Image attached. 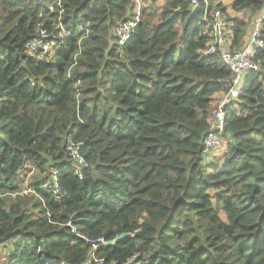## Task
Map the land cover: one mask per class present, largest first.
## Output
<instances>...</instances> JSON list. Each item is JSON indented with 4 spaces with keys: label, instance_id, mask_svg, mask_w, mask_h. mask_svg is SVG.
Wrapping results in <instances>:
<instances>
[{
    "label": "trees",
    "instance_id": "trees-1",
    "mask_svg": "<svg viewBox=\"0 0 264 264\" xmlns=\"http://www.w3.org/2000/svg\"><path fill=\"white\" fill-rule=\"evenodd\" d=\"M143 1L0 0L2 264H83L89 248L68 220L114 241L96 251L107 261L264 264V49L225 109L220 160L206 158L231 72L218 54L201 60L213 41L202 1L227 21L229 51L248 23L224 0ZM228 1L257 20L264 10ZM35 41L56 50L38 58ZM54 183L61 199L41 188Z\"/></svg>",
    "mask_w": 264,
    "mask_h": 264
},
{
    "label": "built area",
    "instance_id": "built-area-1",
    "mask_svg": "<svg viewBox=\"0 0 264 264\" xmlns=\"http://www.w3.org/2000/svg\"><path fill=\"white\" fill-rule=\"evenodd\" d=\"M192 2L194 4L197 3L195 0ZM135 3L138 9V1L135 0ZM202 3L205 5L204 20L209 25L213 33V41L200 53L201 60H208L218 54L231 72L230 80L223 84L227 92L218 102L210 130L204 139L202 155L207 158L212 157L210 155L222 150L223 148L224 143L222 136L226 119V107L238 100L244 79L247 76L260 71V64L253 62L252 58L256 50L264 49V35L261 34V24L264 22V10L257 20L247 44L237 51H229L225 34L229 28L227 21L219 10L206 12L208 2L202 1ZM135 19L136 21L127 22L123 27L117 30V36L119 37L120 44H123L131 36L134 27L137 25V17ZM47 48L48 46H43L40 41L32 42L29 45V51L32 55H35L37 51L41 52V54H45ZM41 54L38 58H42L40 57ZM69 149L72 154L76 156L77 148L72 146ZM78 160L79 163H82L81 159ZM41 188L52 192L60 199L63 197V194L56 183L52 185L46 184ZM25 192H29V190H26ZM65 227L69 230L71 235L75 236L89 248L88 258L83 264H136L135 258H131L125 263H119L114 260L107 261L103 257H98L96 255L98 248L110 246L114 243V241H106L103 237L90 238L80 235L71 220H68L65 223Z\"/></svg>",
    "mask_w": 264,
    "mask_h": 264
},
{
    "label": "rangeland",
    "instance_id": "rangeland-1",
    "mask_svg": "<svg viewBox=\"0 0 264 264\" xmlns=\"http://www.w3.org/2000/svg\"><path fill=\"white\" fill-rule=\"evenodd\" d=\"M143 2H144L143 0L138 1V7H139V5H142ZM222 3H223L224 6H226V8H227V15L231 19H233L235 21H247L248 26H249L248 27V31L246 33V37H245V39H246V43L245 44H247L248 40L250 39L251 33L253 32L254 26L257 23V16L258 15H253L251 12H244V13L241 12V13L235 14V13L231 12V10H230V1L224 0V1H222ZM154 6H155V9L159 10L162 7V3L160 1L155 2V5ZM136 11H138L137 6H136ZM54 48H55L54 45H52V46H50L46 50V52H47V54L49 56H51L52 53L56 50ZM42 55L43 54H41L40 57H42ZM221 154H222V150H219L218 152H216V153H214V154H212L210 156H213V159H219L220 160ZM29 181H30L29 177L28 176H25L24 183L22 185L23 188H26V186H28ZM5 247L6 246H4V244L0 247V264H2V262L5 261V258H4L5 252L8 251V250H4L3 249Z\"/></svg>",
    "mask_w": 264,
    "mask_h": 264
}]
</instances>
